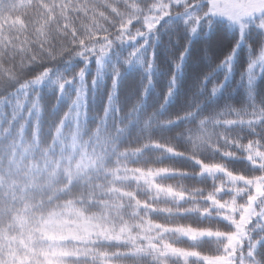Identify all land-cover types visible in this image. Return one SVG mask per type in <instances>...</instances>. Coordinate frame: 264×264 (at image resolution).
I'll return each instance as SVG.
<instances>
[{
  "label": "snow or ice",
  "instance_id": "1",
  "mask_svg": "<svg viewBox=\"0 0 264 264\" xmlns=\"http://www.w3.org/2000/svg\"><path fill=\"white\" fill-rule=\"evenodd\" d=\"M261 85L264 0H0V264H264Z\"/></svg>",
  "mask_w": 264,
  "mask_h": 264
},
{
  "label": "trees",
  "instance_id": "2",
  "mask_svg": "<svg viewBox=\"0 0 264 264\" xmlns=\"http://www.w3.org/2000/svg\"><path fill=\"white\" fill-rule=\"evenodd\" d=\"M226 31H227L226 29H223V27L220 26L212 32V34L207 38V40L201 39L200 41H198L195 46L194 56L198 55L199 50L205 46L209 47L212 53H216L220 50L221 47L226 46L227 44V36L225 35ZM244 61H246V53L242 55V67L237 68L236 79H239L240 71H243L246 68V63ZM261 86L264 87V85ZM178 166L187 167V165H184L182 163H178ZM236 167H240V166L236 165ZM188 183H192V182L189 181ZM184 222L187 223L188 221H184Z\"/></svg>",
  "mask_w": 264,
  "mask_h": 264
}]
</instances>
